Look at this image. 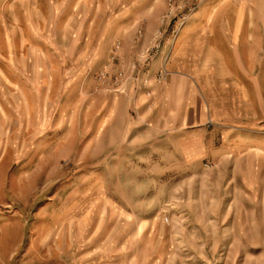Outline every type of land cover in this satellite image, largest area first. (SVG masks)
Returning a JSON list of instances; mask_svg holds the SVG:
<instances>
[{"label":"rangeland","instance_id":"rangeland-1","mask_svg":"<svg viewBox=\"0 0 264 264\" xmlns=\"http://www.w3.org/2000/svg\"><path fill=\"white\" fill-rule=\"evenodd\" d=\"M168 1L148 0L153 15L104 36L99 26L54 20L36 29L18 11L34 0H0V264H264V0H176L165 47L145 67L139 54ZM241 2L254 37L228 45L240 57L247 44L255 54L244 59L241 82L219 73L223 52L208 63V75L170 69L179 35L178 42L214 7V23L227 22ZM119 40L123 65L140 63L151 73L148 86L128 87L139 122L129 131L105 122L100 99L113 92L95 88ZM61 73L69 82L53 88V107L16 94L35 88L36 76L44 99L43 81ZM173 75L192 85L180 108L190 118L180 125L168 122L169 106L157 109L155 88Z\"/></svg>","mask_w":264,"mask_h":264},{"label":"crops","instance_id":"crops-1","mask_svg":"<svg viewBox=\"0 0 264 264\" xmlns=\"http://www.w3.org/2000/svg\"><path fill=\"white\" fill-rule=\"evenodd\" d=\"M58 1L60 3H58ZM147 2L148 0H34V2L24 3V8L18 11L23 14L24 18L22 19H26L28 16L27 23L30 25L34 24L36 29L38 27L42 28L43 26H47L48 20H54L57 23L56 25L60 27L71 26L81 29L85 27L94 28L99 26L100 30L103 32L102 34L105 36L113 28H124L129 24L131 25L137 17L146 15L145 13L150 16V14L153 13V10H151ZM245 7L246 4L241 2L239 6L237 5V9L232 8L228 10L229 12L225 15L228 21L222 23H220V19L214 23V20L212 19L215 7L210 11L207 10L205 14L206 21L200 19L194 27L189 29L190 31L188 35L180 42H178L179 35L173 50L174 52L170 62V69L172 71L182 72L183 75H206V73L208 75V71L211 69L208 67L210 66L208 63L215 60L216 54L218 55L223 52L226 55L222 57L223 62L219 63V65H221V71L219 73L222 75H231L232 78L237 79V81L240 80L241 82L245 76L243 70H241L243 67H246L244 59H248L251 62L252 58L255 56L254 52H249L250 48L248 44L246 45L248 57L246 52L243 53L242 57L237 54V46L241 45L242 39L248 42L251 37H254V33L251 32L248 22L246 21ZM41 9L43 14L40 17L38 13ZM234 12H237L236 17ZM214 27H217V30L220 31V37L215 35ZM245 27L247 30H245ZM208 33L209 37L206 35ZM30 37L36 39L37 32L28 37L31 41ZM225 43H227V45L228 43H234L237 45L236 51H233L229 45L227 49ZM139 45L142 46L143 42H139ZM222 45H225L226 49H222ZM229 49L232 50L233 53H236V55L229 56L232 53H230ZM251 51H254V49ZM38 54L39 56L43 54L45 55V53ZM31 55H36V53L31 52ZM249 61L248 65L250 63ZM212 70L215 73L217 72V68ZM241 76L243 78H241ZM64 78H66V76L62 73L58 76V79H54L52 75L47 76L43 81L46 88L44 99L36 93V86L38 83L36 76H34L32 84H30L35 86V88L30 87L28 89H21L18 87L16 94L24 97V99L32 100L36 107L43 106L46 108L48 105L49 107H53L52 90L56 85L60 86L61 89L66 87L69 81H66ZM16 80L21 81L19 78ZM20 83L23 84L26 83V81L23 80ZM189 86L192 87V85H189L186 78H180L173 75V77H169L166 83L155 88L156 99L158 100L157 109L160 106H169L173 110V112L168 115L171 120H163H170L168 122L176 123L177 125L188 123V118H190L189 111L187 112L188 114H186L183 113V109L180 110V108L186 104V102L183 103V101H188V96L190 97ZM133 88L134 87L131 85L126 93H108L106 96L101 97V103L104 101L101 106L102 110L105 109L103 111H106L107 114L103 119L106 120L108 117L107 121H105L106 123L111 125L113 123L117 124L123 122V130L125 131H129L128 126H131L132 123H139L136 117L130 112L133 111L132 100L135 99ZM54 92L57 91L54 90ZM138 99L139 102L144 101V97L142 96H138L136 100ZM60 106L61 108H67L69 106V100L64 102L61 99ZM162 112L165 115V110H162Z\"/></svg>","mask_w":264,"mask_h":264},{"label":"built area","instance_id":"built-area-1","mask_svg":"<svg viewBox=\"0 0 264 264\" xmlns=\"http://www.w3.org/2000/svg\"><path fill=\"white\" fill-rule=\"evenodd\" d=\"M178 12L179 7H177L176 0H169L168 10L160 18V28L156 31L146 49L139 54L140 62L143 63L145 67L149 66L165 47L164 35L166 28L171 24L172 19L177 16ZM188 13H190V15H184L182 18L184 20L182 26L187 23V19L193 14V9L189 8ZM143 25L144 24L140 22L136 29L137 35L140 37L143 36ZM121 45L120 40L115 43L111 57L96 73V90L103 92L125 93L131 82H134L136 88H140V84L146 87L150 83L151 73L149 70L143 71L144 67L141 68L140 63H130L127 67L123 65ZM140 68L141 72L143 71V74H145L143 79L140 78ZM165 76V72L161 71L157 76L158 81L161 82L164 80Z\"/></svg>","mask_w":264,"mask_h":264}]
</instances>
